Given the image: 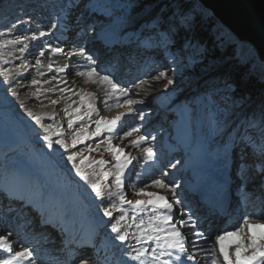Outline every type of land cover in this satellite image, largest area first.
Returning a JSON list of instances; mask_svg holds the SVG:
<instances>
[{
	"label": "rangeland",
	"instance_id": "374dc122",
	"mask_svg": "<svg viewBox=\"0 0 264 264\" xmlns=\"http://www.w3.org/2000/svg\"><path fill=\"white\" fill-rule=\"evenodd\" d=\"M100 3L105 6V11L98 9ZM148 3H152V0H139L137 2L133 0H15L11 4L10 10L4 13V20L0 23V43L16 36H31V30H34L35 35L38 36L40 31L48 32L53 23H56L58 28L63 22L64 25L65 21H69L73 17L75 19L78 16L75 19L77 21L83 15L85 16L83 22L86 19L88 20L86 24L88 29L86 27L76 29L74 34L81 36L79 39H74V51H79L83 48L84 53L89 54L85 52L86 47L90 46L88 45L89 39L96 35L97 32L106 30L111 35L114 34L110 30H117L123 33L129 32L132 34L133 39L137 41L135 47L142 49L147 47L149 49L144 57L142 54L137 60H134L133 67L130 68L132 82L121 83L122 85H132L133 83L144 81L142 87L134 88L131 96L137 101H142V103L134 106L138 111L124 118L121 122L123 127L116 133V138L113 140L115 145L124 147L125 154L138 158L125 170V196L133 201L146 199V197L135 196L132 191V185L144 187L145 184L150 185L153 178L164 180L163 177L169 176L171 168L173 171L181 169L178 174L165 180L170 188L158 189L149 187L146 189V191L164 195L169 198V202L175 204L172 199L171 188H175L177 199L180 200L183 194L182 187L186 186V182L200 183L202 174L206 170L204 167L200 176L201 169L199 168L201 163H203V158H206V156L209 158L210 155H215V158H217V150L220 152V159L222 153L230 151L229 156L232 159L231 181L233 182L232 186L236 201L233 204V210H231L233 213L232 217L225 224L227 228L221 231L205 227V224L197 222L198 217L189 211L190 207L185 209V212L189 214L186 213L184 219L187 221L192 214V220L196 222L194 227L189 222L192 231L201 232L204 235L203 237L193 236L189 231V227L184 228L183 232L188 234L192 241H195L197 247L192 250L195 252L198 262L211 264L212 257H219V247L215 243L216 235L223 233L225 230H234L242 223L245 215L259 217L260 221L264 223V173L260 171V166L264 163L260 156V146L264 144V141L261 139L259 127L248 128L240 121L248 113L252 102L239 103L231 100L227 88L215 89L217 85L214 84L213 87L215 88L212 91L209 90L210 86L203 85L202 82L213 73V70L209 69L208 74L204 72L206 71L204 69L206 65L202 69L196 68V66H200L198 65L199 61L194 62L191 53L186 50L185 45L182 46L172 36L167 48L149 46L151 42H145V37L153 32L155 25L164 23L165 27H167L169 24L159 20L155 15L157 4L150 5ZM30 9L32 12L28 14L27 10ZM74 11L80 12L77 14ZM107 15L111 16L107 17ZM17 20L27 21V23L17 24ZM13 24L17 25L15 29H12ZM57 28L53 29L52 34L50 33L45 39L26 41V43L31 45L27 56L17 50L23 45H7L0 49V65L15 69L21 64H34L35 58L45 42L51 43L52 46L60 45V41L55 35ZM9 29L12 30L9 32ZM223 29L228 37L233 39V42L238 45L239 56H243L246 59L255 58L256 60L255 53L248 44L238 42L233 34L229 33L225 28ZM159 30L164 31V29ZM79 33L82 34L78 35ZM44 50L46 56L42 57V59L45 66L50 59L52 61L63 60V58L68 59L61 56V54L54 55L47 49ZM95 50L92 52L90 50V54H94V59L99 57V55H95L98 52L97 45ZM173 59H175V63L172 62ZM5 60L10 61V63L4 64ZM71 62L74 64L73 61ZM106 63L105 61L96 62L95 67L99 64L105 66ZM200 63L203 64L204 62L201 61ZM79 64L80 68L77 70L83 71V69H86L83 67L86 64L84 61ZM260 65L264 69V63H260ZM119 70L120 66L114 64L113 68L110 67L107 74L112 71V75H110L113 76L117 72L119 74ZM40 71H43V68ZM161 71L166 72L175 80V83L169 86L168 89L164 87L167 80L162 79L158 82L152 80V77L158 75ZM197 71L203 75L196 76ZM14 75L19 78L18 73H14ZM52 75L55 74H50L48 78L40 77L35 68L29 67L24 73L26 79L22 80L25 87H20L15 80L10 84L0 83V144L5 146H0V209H5L6 212H16L14 216H12L13 214L6 216L0 212V235H6L9 232V230L4 228L6 220L13 222L17 216L23 220L21 227H25L35 217L33 207L50 206L51 208L48 209L49 213L51 214L52 211L53 213L58 212V217L54 222H56L57 226L64 225V232L58 230L59 236L57 238L53 239L51 236L52 238H46L41 243H37L42 246L40 252H38L40 258L49 259L50 262L59 261L60 264H65L66 261H62L64 248L70 249L73 244L77 248L83 245L81 243L88 245V240L86 241L85 239L89 238V246L84 248V251L80 254L81 256H93L94 249L91 245L97 244L102 253H105L113 262L118 259L119 262L125 260L127 264H138V262L127 260V256L124 255V253L130 252L134 248L141 247L140 244L136 243L132 235L136 232V229L134 227L128 229L129 240L124 245L113 239L114 234L110 232V225L107 224L108 218H104L102 212L98 213V208L104 207L106 204H100L99 201L94 200L92 195H88L85 192L86 186L82 181H79L78 177H75L74 172L71 171L70 165H67L66 161L61 160L59 156L50 157L48 155L50 150L44 146V142L40 138L43 135L42 131L25 115L24 109L20 107V101H24L25 106L32 108L35 112L49 114L55 112L56 120L60 121L63 128L67 130V117L62 111L65 106L64 101H61L58 106H52L49 99L46 98L56 99L59 93L57 92L53 95L45 92L44 89L51 87H45V84L33 86L30 89L27 88L33 77L44 80L50 79ZM64 75L65 73L58 74V79ZM123 76L125 74L120 72L119 77ZM2 79L3 77H0V80ZM36 87L41 89L38 98L30 95L31 92H35ZM9 88L18 91L19 96H12L8 90ZM85 88L79 86L71 87L75 92L85 91ZM137 91L139 92L138 95L136 94ZM197 94L200 97L198 102L192 106L193 111L189 115L185 110L187 108L185 107L184 109L182 103L188 102L191 104L192 98ZM103 99L104 97L101 98L100 102L96 101V106L101 116L112 118L121 112L127 111L124 107H113L110 110L104 108L101 110L99 105L104 104L102 102ZM71 100H75V98L72 96ZM71 100L68 103H71ZM87 100L86 98V102ZM41 102L46 107H42ZM107 102L111 104L112 100L109 99ZM122 102L123 100H121ZM76 106L74 104L73 108ZM84 111H86V107L81 108V113ZM139 111L144 113L143 120L140 119ZM99 118V116L94 114L92 119ZM45 122L52 123L53 121L46 119ZM84 122H88L87 117H85ZM80 123L77 122L74 127L78 128ZM134 126H139L140 132L133 133V138L138 134L146 135L147 137L146 142L141 144L139 148H133L128 139L123 141L119 139L123 131H127L129 127ZM94 129L95 124L89 122V131ZM246 132L251 136L252 141L241 140V136L245 135ZM107 134V132H103L101 137L85 141V144L78 145L76 150L84 148V155L97 160L104 158L109 161L106 168L111 167L115 161L109 153L103 152V147H101L100 153H88L85 148V145H91V147L95 148L96 143ZM163 140L169 141L171 144H179V146L173 147L177 150L174 154L175 156L167 161L168 156L165 154V150L161 149ZM147 147H152L156 156L153 161L146 163L143 159V149ZM96 167L98 168V166ZM49 179L58 181L60 185L51 188L47 185ZM112 179L110 177L109 181ZM197 179L200 180L197 181ZM87 192L90 193V189ZM33 193L34 196H32ZM232 197L234 196L232 195ZM24 199L28 203L33 199L32 206L21 209L20 204L16 205L17 202H21ZM179 207H181V204H179ZM125 208L131 211L128 205H125ZM20 211L22 215H18ZM150 213H142L140 215L147 220ZM114 215H118V213H114ZM2 228L6 232L1 230ZM14 230L11 227V231ZM64 233L66 234L64 235ZM55 235L54 233L53 236ZM79 235H81L80 238L76 240L75 238L79 237ZM92 237H95V240ZM73 238L74 240H72ZM235 239V237H232L230 241ZM69 240H72L73 243L69 242ZM149 242L143 246L148 247ZM225 243L228 244L229 241ZM110 245L116 248L113 252L114 254L116 252V257L110 253ZM188 246L191 247V242L188 243ZM20 247H16L14 251L22 250ZM227 250L232 252L233 247L230 246ZM100 256L103 257L102 254ZM205 257L209 259H205ZM72 264H79V258L72 260ZM219 264H223L222 257H219Z\"/></svg>",
	"mask_w": 264,
	"mask_h": 264
},
{
	"label": "snow or ice",
	"instance_id": "6c2138e0",
	"mask_svg": "<svg viewBox=\"0 0 264 264\" xmlns=\"http://www.w3.org/2000/svg\"><path fill=\"white\" fill-rule=\"evenodd\" d=\"M181 22L183 23L184 21L182 20ZM20 23H27V21L17 20V24ZM16 26V24H13L12 29H15ZM55 28H57V24L53 23L48 32L40 31L38 36L33 34L31 36H16L13 39H7L3 43H0V49L7 45H23V47H19L17 50L21 54H24L31 47L26 41H39L40 38L48 36ZM175 28L176 25L174 23H169L167 27H165L164 23H159L153 27V32L145 37V42H151L149 46H163L167 48L171 39V33L175 31ZM12 29L8 31L10 32ZM159 29H164V31H160ZM44 49H47L54 55L65 54L64 48L52 46L51 43L45 42L36 56L34 64H21L15 69L0 65V77H3L0 83L10 84L15 80L20 87H25L22 80L26 79L24 73L29 67L35 68L40 77H45L46 73L40 71L41 68L45 67L42 59V57L46 56ZM66 56L68 57V62L63 65L54 67V61L51 59L46 65L48 73L54 71L57 75H52L50 79L44 80L33 77L27 88L30 89L33 86L49 84L51 87L44 89L45 92L52 93L53 95L57 92L59 93L56 99H51V97L46 98L49 99L52 106H58L61 101H64L65 106L62 111L67 117V130L63 128L60 121L56 120L55 112L51 114L38 113L33 111L32 108L26 107L24 101H20V107L24 109L25 115L42 131L43 135L40 138L43 140L44 146L50 150L48 155L50 157L59 156L61 160L66 161L67 165H70L71 171L74 172L75 177H78L79 181H82L86 186L85 192L88 195H92L94 200L99 201L100 204H106V206L98 208V213L102 212V216L108 218L107 224L110 225V232L114 234L113 239L115 241H119L121 245H124L129 240L130 234L128 229L133 227L136 229V232L132 235L136 243L140 244L141 247L124 253L127 256V260L138 262V264H185V261L190 262V264H196V254L192 249H195L197 245L188 234L182 231L183 228L189 227V231L193 236L203 237V233L192 231V227L195 226L196 222L192 220L191 216L186 221L183 212L177 216L173 210V203L169 202V198L157 192L146 191L149 187L158 189L170 188L165 180L153 178L150 185L145 184L144 187L132 185L133 194L137 197H146V199H136L133 201L127 199L125 196V170L138 158L125 154L124 147L115 145L113 140L116 138V133L123 127L121 122L124 118L138 111L134 106L142 103V101H137L131 98V96L134 88L138 89L142 87L144 81H139V83H133L132 85H122L110 74H101L95 67V59L91 55H84L83 48L79 51H69L66 53ZM76 56H81L86 61V64L83 65L86 70H77L75 75L84 77L85 83L98 84L103 87L102 95L104 99L102 102L106 109L124 107L127 109L126 112H121L112 118L101 116L96 106V101L100 98L95 93L83 90L75 92L69 87L59 86L61 84L66 85L67 80L58 79V74L80 67L71 62V58ZM172 62L175 63V59ZM3 63L7 64L10 61L5 60ZM14 73H18L19 78ZM162 79L167 80V83L164 85L165 89H168L169 86L175 83L174 78L163 71L152 77V80L155 82ZM8 90L12 96H19L18 91L12 88ZM40 92V87H36L35 92H31L30 95L38 98ZM136 94L138 95L139 92L137 91ZM72 96L79 97L78 104L77 101L71 100ZM86 98L90 99L86 102ZM109 99L112 100L111 104L107 102ZM69 100H71V103H68ZM121 100H123L122 103ZM74 104L77 105L75 108H73ZM41 106L46 107L42 102ZM82 107H86V111L83 113H81ZM94 114L100 118L93 120ZM139 116L141 120L144 119L142 111H139ZM85 117L88 118V122H84ZM46 119L53 122L46 123ZM77 122L81 123L78 128H75L74 125ZM89 122L95 124V129L92 131H89ZM243 124H246L249 128L259 127L261 139L264 141V107L260 109L258 123L256 114L254 113ZM103 132H107L108 134L96 143L95 148L91 147V145H85V148L88 153H100L101 147H103V152L109 153L115 161L108 168H106L109 164L108 160L104 158L99 160L90 158L84 155V148L76 150L78 145H84L85 141L101 137ZM139 132V126L129 127L127 131H123L119 139L122 141L128 139L133 148H139L147 140L146 135L142 134H138L133 138V133ZM241 140L252 141V138L246 132L245 135L241 136ZM155 156L156 154L152 147L143 149V159L146 163L153 161ZM260 156L264 160V144L260 146ZM260 171L264 173V163L261 164ZM110 177L113 178L111 181H109ZM88 189H90V193L87 192ZM170 190L175 203L181 204L182 201L177 199L175 188H171ZM125 205H128L131 211L125 208ZM161 209L166 211H161ZM37 211L42 216L44 215L43 209L38 208ZM148 212H151V215L145 220L140 214H147ZM114 213H118V215H114ZM189 222H191L192 227L189 226ZM42 223H51L53 226H57L56 222L50 219L42 220ZM13 234L12 232H8L7 235H0V264H42L39 261V257L36 256L35 251L30 247H23L20 251L13 250V241L10 239ZM232 237L236 239L230 241ZM149 241L155 246L149 244L148 247H144L143 245ZM226 241H229V243L226 244ZM189 242H191V249L186 246ZM215 243L219 247V257L223 258V264H264V223L260 221L259 217L245 215L242 223L234 230L216 235ZM84 246L81 245V247ZM91 246L95 249L93 256H80L79 264H110L107 255L101 257L99 249H96L95 245ZM230 246L233 247L232 252L227 250ZM219 257H212L211 264H219ZM205 259L209 258L205 257ZM57 264H60V262L57 261ZM120 264H127V261L121 260Z\"/></svg>",
	"mask_w": 264,
	"mask_h": 264
},
{
	"label": "trees",
	"instance_id": "16d2710c",
	"mask_svg": "<svg viewBox=\"0 0 264 264\" xmlns=\"http://www.w3.org/2000/svg\"><path fill=\"white\" fill-rule=\"evenodd\" d=\"M14 1L0 0V23L4 20V13L10 10ZM148 4H157L155 15L159 20L176 25L171 36L175 41L186 46L195 63L199 61L200 66L196 68L202 69L206 65L204 72L213 70L202 84L210 86L209 89L212 91L215 88L214 84L218 86L215 89L227 88L231 100L239 103L252 102L248 113L240 121L243 123L255 113L258 123L260 109L264 107L262 66L254 58L246 59L239 56L236 42L228 37L217 21L195 0H152V3ZM201 61L204 63H200ZM196 73V76L203 75L198 71ZM199 97V94L195 95L191 104L184 102L189 113L192 110L191 106ZM0 146L4 145L0 144Z\"/></svg>",
	"mask_w": 264,
	"mask_h": 264
},
{
	"label": "bare ground",
	"instance_id": "6f19581e",
	"mask_svg": "<svg viewBox=\"0 0 264 264\" xmlns=\"http://www.w3.org/2000/svg\"><path fill=\"white\" fill-rule=\"evenodd\" d=\"M257 3H259V4H263L264 5V1L263 0H255ZM72 9V8H71ZM74 10V9H73ZM32 12V10L30 9V10H27V13L28 14H30ZM74 12H76L77 14H79V12H77V11H74ZM260 13L262 14V13H264V7H262L261 8V11H260ZM72 15V14H71ZM111 15H109L108 17H110ZM77 17L78 16H76V18L75 19H77ZM74 18V17H73ZM71 19V20H69V21H65L66 23L63 25V23L62 24H60L59 26H58V28L55 30V35H56V37H57V39H59V41H60V45H59V47H62V48H64L65 49V54H61V56H63V57H67L66 56V53L67 52H69V51H74V48H73V45H74V39H75V37H73V33H72V35L68 38V39H62V35L64 34V32H67V31H69V30H73V31H76V29L78 30L79 28H81V27H86V24L88 23L87 21V19L85 20V22H83V19H85V16H81V19H79V20H77V21H75V19ZM63 25V26H62ZM100 26V25H99ZM61 27V28H60ZM87 29H88V27H86ZM32 32H30L32 35L33 34H35V31L34 30H31ZM111 31V33L112 34H114V35H111V34H108L107 32H108V30H106V31H102V33H101V35L98 37V41H96L95 43H91V44H88V45H90V46H87L86 47V50H85V52L86 53H89V54H85L84 53V55H91L92 56V54H90V50H91V52L92 51H94L95 49H96V45H97V50H98V52H96L97 54L98 53H100V52H103V50L102 49H100L99 50V47H98V43L99 42H101V41H103V44H105V45H108L109 44V42L110 41H114L116 38H117V35L114 33V31H112V30H110ZM263 32V33H262ZM261 33H262V35H264V27H263V29L261 30ZM52 34V33H51ZM108 35H111V36H108ZM74 36H77V35H74ZM81 36V35H80ZM80 36H78V38H80ZM93 36H96V35H93ZM47 36H45V37H42V38H40V39H45ZM71 45V46H70ZM95 48V49H94ZM96 51V50H95ZM95 53V54H96ZM27 54H28V51H26L25 52V55L27 56ZM24 55V56H25ZM144 55H146V53H144ZM68 58V57H67ZM66 61H68V59H65V58H63V60H59V61H54V67L55 66H57V65H63V64H65L66 63ZM71 61H73L74 62V65H78V66H80V64L79 63H81V62H85L86 63V61L83 59V57H81V56H76V57H72L71 58ZM263 63H264V61H263ZM78 68H80V67H77V68H74V69H72V70H70V71H66L65 72V75L64 76H62V77H59V79H64V80H67V84L65 85V84H61V85H59L60 87H69V88H71V87H74V86H79V87H81V88H83V87H86L85 88V91L86 92H91V93H95L96 94V96L97 97H99L100 99H98L97 101H99L100 102V100H101V98L103 97V95H102V93H103V87L102 86H100V85H98V84H91V83H85L84 82V80H85V78L84 77H79V76H76L75 75V72H76V70L78 69ZM97 70L101 73V74H107L108 73V71H109V69L108 68H106V65L104 66V65H102V64H99L97 67ZM84 70H86V69H83V71ZM43 71H45V73H46V76H45V78H48L49 77V75L50 74H55V75H57L54 71L53 72H51V73H48L47 72V68H46V66L43 68ZM117 80V79H116ZM130 80V82H132V79H131V77L130 76H127V81H129ZM120 83H122V81H119ZM53 83H55V82H53ZM124 83V82H123ZM45 87H49V86H51V85H49V84H45L44 85ZM74 98H75V100L77 101V102H79V97L78 96H73ZM87 99H90V98H87ZM103 105V106H102ZM99 106H101V110H103L105 107H104V104H101V105H99ZM216 153L218 154L217 155V158H215V155L214 156H210L209 158H203L202 160H203V163L201 164V169H204V167L206 168V170L203 172V174H202V178H201V180H200V183H198V182H196V183H194L193 185H195V186H198L199 188H201V186L203 185L204 187H203V189H204V191L206 190V191H215V190H217V191H219V192H222V191H224V187L222 186V184L221 183H216L214 180H213V171L214 170H217V169H219V166H220V160L218 159L219 158V154H220V152L219 151H217L216 150ZM215 152H214V154H216ZM230 153V152H229ZM174 156V153H172V154H170L169 155V157L168 158H170V157H173ZM172 159V158H171ZM231 167H232V165H231ZM177 173H178V171H177ZM230 175H232V173H230ZM201 176V175H200ZM223 178L225 179L226 178V176L225 175H223ZM198 183V184H197ZM208 186L210 187L209 189H208ZM227 192V197H228V199L230 198V199H232V198H234L235 196L232 194V191H231V194L229 193V191L228 190H226ZM195 192H196V190H195ZM231 195H233L234 197H232ZM229 202V201H228ZM48 208H50V207H48ZM22 211V210H21ZM10 212H7L6 213V215L7 214H9ZM16 213V212H15ZM179 212L177 211L176 212V215L177 216H179L180 214H178ZM21 215H22V213H20ZM15 215V214H14ZM185 217H186V215H184ZM35 220V218L30 222V223H28L27 224V227H29V231H28V233L26 234V236H24L23 237V243L21 242H19V238H18V236L14 233V232H12V233H14L11 237H10V239L13 241V248H16V247H20V245H23V246H21L22 248L23 247H25V246H28V247H30V248H32L34 251H35V253H36V256L37 257H39V261L40 262H42V264H57V262L55 261V262H50L49 261V259L48 260H46V259H44V258H40V256L38 255V252H40V248H42V246H40L41 244H37V243H41L43 240H46V238L47 239H50V237L52 236L51 235V233H50V235H47V236H45V237H43V238H40L39 240H37V238H38V232L39 231H41V227L40 228H37L35 231H32V230H30V227H31V225H32V223H33V221ZM8 223H6L5 224V226H4V228H6L7 230H9V232H10V223H9V221H7ZM17 222H20V219H16V223ZM202 224V223H201ZM4 228H2L1 230H4ZM5 231V230H4ZM226 231V230H225ZM6 232V231H5ZM8 234V233H7ZM6 234V235H7ZM66 234V233H65ZM40 235V234H39ZM17 236V237H16ZM52 238V237H51ZM72 240H74V238L72 239ZM72 240H69V242L71 241V243H73L72 242ZM86 241L88 240V243L90 242V240H89V238L88 239H85ZM46 242V241H45ZM45 242H43V243H45ZM81 242H83V241H81ZM69 244V243H68ZM81 244H83V245H86V243H81ZM150 244H152V246H155L153 243H151V241H150ZM39 245V246H38ZM86 246H88V245H86ZM20 247V249H22ZM64 248V247H63ZM81 248H83V247H76L74 244L71 246V248L70 249H66V248H64L65 249V251H63V254H62V257H63V260L62 261H66L67 262V257H69L70 255V257L72 258V256L74 257V256H76L77 254H79L80 252H81ZM19 250V249H18ZM43 250V249H42ZM46 251H47V249H46ZM51 252V251H50ZM100 255V254H99ZM102 255H103V257H104V254L102 253ZM69 257V258H70ZM110 262V261H109ZM110 264H112L111 262H110ZM185 264H190V262H187V261H185Z\"/></svg>",
	"mask_w": 264,
	"mask_h": 264
},
{
	"label": "water",
	"instance_id": "95a60500",
	"mask_svg": "<svg viewBox=\"0 0 264 264\" xmlns=\"http://www.w3.org/2000/svg\"><path fill=\"white\" fill-rule=\"evenodd\" d=\"M238 42L248 44L259 63L264 61V5L255 0H196ZM264 1V0H263Z\"/></svg>",
	"mask_w": 264,
	"mask_h": 264
}]
</instances>
